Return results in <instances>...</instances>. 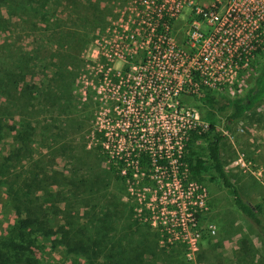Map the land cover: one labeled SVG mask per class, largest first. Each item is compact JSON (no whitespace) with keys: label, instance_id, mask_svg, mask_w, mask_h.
I'll list each match as a JSON object with an SVG mask.
<instances>
[{"label":"rangeland","instance_id":"rangeland-1","mask_svg":"<svg viewBox=\"0 0 264 264\" xmlns=\"http://www.w3.org/2000/svg\"><path fill=\"white\" fill-rule=\"evenodd\" d=\"M90 1L93 2L90 11L80 6L78 12L75 7L70 9V13L74 12L72 19L64 17L60 22L74 28L82 24L84 12L89 11L85 24L76 28L79 40L76 53H71L76 64L72 69L73 99L81 111L87 110L84 121L77 123L81 128L75 132L69 129L68 135L61 132L58 142L52 141L49 131L44 130L41 140L33 144L32 154H27L28 157L23 154L24 158L14 163L24 168L32 159H37L39 165L34 168L43 172L48 190L71 192L76 206L83 207L78 213L71 212L75 232L93 228L99 219V207L102 212L108 208L114 215L108 228L115 226L119 236L131 239L136 250H140L137 242L142 241L155 251L166 252L164 257L170 255L160 264H264V236L233 205L229 191L217 181L208 180L210 171L203 172L200 186L181 184L176 178L163 184L161 172L159 186L153 187L139 179L115 180L108 173L105 154L94 150L106 138L103 146L110 153L123 152L130 144L152 146L154 141L170 153L181 144L185 124L194 121L207 128L212 123L225 136L221 153L226 171L243 196L252 203L263 204L264 209V99L243 117L229 123L226 129L228 112L210 109L202 100L201 92H175V86L149 89L145 78L136 76L143 62V53L136 41L131 38L123 58L109 57L108 60L104 55L105 47L121 33L134 34L132 0ZM95 3L99 4L98 8ZM66 12L63 8L60 14L67 16ZM187 16L188 11L184 9L182 17ZM184 28V24L176 22L173 37L178 43L184 42ZM32 39L26 36L25 49L34 46ZM262 67L264 53L253 57L224 94H243L253 85ZM46 73L50 75L51 71ZM35 80L46 81L47 77L37 75ZM178 81L179 78L175 80ZM209 93L218 95L217 91ZM205 147L206 139L201 138L192 149L207 160ZM205 166L209 168L207 161ZM79 175L84 176V183L79 182ZM63 217L68 219L69 211ZM209 225L214 231L206 237L203 234H207ZM152 231L158 232L156 244ZM174 232H180L181 236L176 238ZM187 238L197 246L193 254L195 261L187 259ZM70 257L84 260L81 255Z\"/></svg>","mask_w":264,"mask_h":264},{"label":"trees","instance_id":"trees-1","mask_svg":"<svg viewBox=\"0 0 264 264\" xmlns=\"http://www.w3.org/2000/svg\"><path fill=\"white\" fill-rule=\"evenodd\" d=\"M92 4L90 0H0V264H160L170 256L164 257L166 252L155 251L142 241L137 242L140 250H136L131 239L119 236L115 226L108 228L114 217L108 208L102 212L99 207V219L93 228L75 232L71 212L78 213L83 207L76 206L71 192L48 190L43 172L34 168L39 165L37 159L24 167L27 169L14 163L22 160L23 154H32L33 144L41 140L44 130L49 131L52 141L58 142L61 132L68 135L69 129L75 132L81 128L77 123L84 121L87 110L81 111L73 99L72 69L76 64L71 53H76L79 40L76 28L85 24ZM80 6L89 9L84 12L82 24L72 28L60 23L64 17L72 19L74 12L70 13V9L76 7L80 12ZM95 7L99 4L95 3ZM63 8L67 16L60 14ZM26 36L33 37L34 46L29 49L23 45ZM46 71H51L50 75ZM37 75L47 80L37 82ZM201 93L210 109L228 112L225 122L228 129L229 123L243 117L264 99V67L243 94L213 96L205 88ZM224 137L212 123L203 128L193 122L185 130L181 144L170 153L155 141L152 146L130 144L123 152L110 153L103 146L106 139L103 138L97 150L93 148L97 154L100 150L105 154L108 173L115 180L139 179L158 187L162 172L163 184L176 178L181 184L200 186L203 172L210 171L208 180L226 188L233 205L264 236L263 204L246 199L224 167L221 153ZM201 138L206 139L207 160L192 149ZM79 178L84 183V176ZM66 211L68 219L63 217ZM152 232L156 244L158 232ZM206 233L203 235L209 237V232ZM72 254L81 255L84 260L70 257Z\"/></svg>","mask_w":264,"mask_h":264},{"label":"built area","instance_id":"built-area-1","mask_svg":"<svg viewBox=\"0 0 264 264\" xmlns=\"http://www.w3.org/2000/svg\"><path fill=\"white\" fill-rule=\"evenodd\" d=\"M203 1L132 0L134 34L124 30L105 47L104 55L108 60L123 58L132 38L143 53L136 76L145 78L149 89L175 86V92L199 93L205 88L226 93L253 57L264 53V0ZM176 22L185 26L183 44L173 37ZM207 231L212 233L214 227L209 225ZM185 241L187 259L195 261L197 246L189 238Z\"/></svg>","mask_w":264,"mask_h":264}]
</instances>
